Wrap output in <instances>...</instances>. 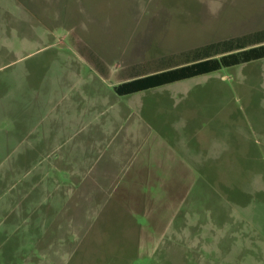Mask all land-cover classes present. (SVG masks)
I'll use <instances>...</instances> for the list:
<instances>
[{
  "label": "rangeland",
  "instance_id": "obj_1",
  "mask_svg": "<svg viewBox=\"0 0 264 264\" xmlns=\"http://www.w3.org/2000/svg\"><path fill=\"white\" fill-rule=\"evenodd\" d=\"M261 29L264 0H0V164L51 137L0 178V264H264V60L114 90Z\"/></svg>",
  "mask_w": 264,
  "mask_h": 264
},
{
  "label": "trees",
  "instance_id": "obj_2",
  "mask_svg": "<svg viewBox=\"0 0 264 264\" xmlns=\"http://www.w3.org/2000/svg\"><path fill=\"white\" fill-rule=\"evenodd\" d=\"M262 60L264 29L189 50L176 62L133 76L114 90L118 96L134 95Z\"/></svg>",
  "mask_w": 264,
  "mask_h": 264
},
{
  "label": "crops",
  "instance_id": "obj_3",
  "mask_svg": "<svg viewBox=\"0 0 264 264\" xmlns=\"http://www.w3.org/2000/svg\"><path fill=\"white\" fill-rule=\"evenodd\" d=\"M43 118V117H42ZM38 125V122L35 124V125H32L30 128L24 130L25 132L22 134L23 136L21 137V139L15 144V146L13 147V153H14V156L12 159H9L8 161H2L1 164H0V178H6V179H12L15 181V179L18 177V174L22 173V172H27V169L26 167H29V166H32V168L34 169H37V166H39V164H41V162L39 161L38 163L36 162V159H30V160H26L28 161L27 164H26V161L24 160H21L19 158V156H21L22 154L23 155H26V153L22 152V151H25V152H30L32 153V157H33V153H36L37 149L39 148L37 143H35V139H38V142L40 143L41 147H42V150L45 151L46 148V145H49L51 143H49V139H51V137H49L50 135H48L47 133H44V134H40L38 135L35 131H36V127ZM52 139H54L52 137ZM55 141V139H54ZM45 146V147H43ZM48 150V149H47ZM42 153V152H41ZM17 154H18V157H17ZM42 161V160H41ZM7 164H10L6 169V165ZM21 169H24L23 171ZM31 174V172H30ZM74 173L71 172L70 173V176L72 178H74ZM143 172L141 173L140 175V179L143 180ZM45 177H49L47 175H45ZM16 181H18V179H16ZM56 181L58 184L62 183L59 178L57 177L56 178ZM15 184V183H14ZM13 184V185H14ZM35 184V182H34ZM32 184H30L31 186ZM36 185V184H35ZM11 187L12 185H9L8 188H6V190H4V194L6 195V192L7 191H10L11 190ZM26 191L27 190H23L21 191V195H26ZM34 190L30 191L29 193V196H30V199H28L27 197H20L19 201L18 202H21L20 200H29V211L31 210L30 208L32 207L33 208V199H32V192ZM16 199H18V197H16ZM15 202H17L15 199H14ZM21 204H23L21 202ZM27 211V209H26ZM25 211V212H26Z\"/></svg>",
  "mask_w": 264,
  "mask_h": 264
}]
</instances>
